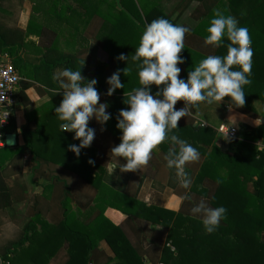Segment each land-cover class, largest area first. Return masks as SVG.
<instances>
[{"label": "trees", "instance_id": "obj_1", "mask_svg": "<svg viewBox=\"0 0 264 264\" xmlns=\"http://www.w3.org/2000/svg\"><path fill=\"white\" fill-rule=\"evenodd\" d=\"M170 1L173 0H29L30 16L25 28H22L18 20L24 9V0H0V53L10 56L21 77L18 99L27 103L24 90L31 82L24 78L56 89L57 86L47 81L52 80L56 65L64 62L66 69L77 71V63L85 62L81 55L86 54L88 45L83 52L67 50L59 53L60 60L49 59V52L58 51L53 50L57 46L58 30L49 25L50 20L52 23H65L62 29L70 24L78 29L81 23L85 27L84 36L86 28L95 30L92 24L96 22L97 28L87 43L95 45L108 60L95 61L94 74L86 80L96 79L95 88L99 92H106V75L110 67L113 72L125 67L132 69L127 77L121 72L120 81L124 88L116 89L108 104L107 112L111 114L108 122L116 124L119 110L128 107L124 103L128 99L127 93L140 86L131 57L140 43L145 26L154 19L164 18L190 29L185 35V48L180 53L185 62L177 65L182 70L179 78L186 80L188 72L200 60L208 55L226 54V47L213 49L203 43L213 10L219 8L225 15L235 17L239 26L249 29L254 51L252 82L243 86L245 105L235 107L227 97L224 102L236 110L252 116L260 115L264 119V0H175L168 10ZM75 23L77 26H74ZM31 34L38 37L36 46L45 48L43 58L37 65L25 62L19 54L21 49L27 48V37ZM227 43L225 38V45ZM120 54L128 56L127 61L117 60ZM234 70L239 69L234 66ZM49 94V102L34 111L25 112L26 122L20 128L22 146H7L3 137L4 143L0 146V211L12 207L11 192L5 181L10 175L7 171L9 162L26 149L37 167L44 164L62 168L60 174L50 168L42 171L49 181L45 187L57 186L58 195L64 197L61 203L62 218L51 224L43 221V228L32 231L30 235L33 223L28 222L23 227L19 242L5 256L28 252L26 242L34 245V240L44 239L50 246L46 259L66 243V257L61 264H144L138 246L131 242L122 224L110 217L109 210L112 209L129 220L134 214L167 228L160 258L162 264H264V149L258 146V142L264 143V120L256 127L241 126L237 137L229 140L230 149L227 151L220 148L215 140L216 131L210 127H193L191 130L179 128L200 144L211 143L209 151L202 149V146L194 147L202 149L204 159L193 183L211 180L215 186L208 203L211 207H225L227 213L216 231L208 234L200 218L181 210L173 212L142 204L141 210L134 212L135 201L129 195L108 188L103 183V171L93 159L91 146L81 149L79 156L68 150L70 144L78 145L79 140L73 139L74 132L60 130L62 121L55 114V108L59 106L58 97L62 99V94ZM257 103L260 105L259 114L255 106ZM14 109L15 106L10 111V124L5 131L14 126ZM169 145L166 140L161 148ZM89 160L94 163H88ZM76 177L93 188L95 195L90 201L77 203L73 208L70 201L74 194L70 185ZM217 180L222 182L217 184ZM38 222L42 223V220ZM101 240L107 242L113 256L106 255L98 248ZM41 254V251H34L35 257Z\"/></svg>", "mask_w": 264, "mask_h": 264}, {"label": "crops", "instance_id": "obj_2", "mask_svg": "<svg viewBox=\"0 0 264 264\" xmlns=\"http://www.w3.org/2000/svg\"><path fill=\"white\" fill-rule=\"evenodd\" d=\"M30 10L31 4H28L27 7H24L22 10L18 20V25L20 27L25 28L28 17L30 16ZM50 21L49 25L58 30V37L56 40L57 46L53 49H58V51L49 52V59L56 61V59L59 58L60 60V52L67 50L80 52L86 50L84 48L88 45L89 48L86 50V54L81 55L85 59V62L80 61L77 63L76 70H80L81 75L85 78L92 77L94 74L95 61L100 59L104 61L108 60L107 56L100 53L95 45H89V42L87 43L89 39H92V33L96 30L98 24L96 22L95 24L93 23L94 25L92 24L95 30L91 27L86 28L84 36L83 30L85 27L83 28L81 23L78 24V29H74L71 24L68 28L62 29L65 23H52ZM74 26H77V24L75 23ZM37 40L38 37L35 34L29 35L27 37V42L29 43L27 48L19 51L23 60L30 65L39 64L40 60L43 58L42 52L45 48L41 46L37 47ZM6 59L10 60V56L7 53H0V64ZM56 67L54 73L66 69L64 62L56 65ZM110 68L107 70V78L113 74L112 67ZM24 79L31 82L30 86L24 90L27 103H22L17 96L18 101L14 109V126L9 131H5V134L8 132H14L16 134L15 145L17 146L23 145L20 128L26 122L25 112L34 111L41 105L49 102L51 97L49 92L56 94V90H59L58 83L53 81V79L47 81L54 87L57 86L56 89L52 88V86H50L51 88H47L28 78ZM19 87L18 85L17 92ZM106 87L108 89V84H106ZM150 87L152 94L158 91L156 86L153 85ZM106 92H99V103L109 104L113 94L107 96ZM59 94L62 93H57V95ZM60 102L61 99L58 97L57 105H59ZM183 106L184 102L178 101L175 108L179 109ZM255 106L259 114L260 105L257 103ZM259 116H252L236 110L229 103H225L224 101L221 103L216 102L211 105L200 103L198 107L192 110L191 116L182 117L178 121V128L173 130V134L186 140L193 147L202 146V149L209 151L211 143L209 145L200 144L191 139L185 131H181L179 128L191 130L193 127H202V123H205L204 127H210L213 130H215L219 123L231 124L238 126V128L243 125L256 127L264 120ZM110 123L111 122L107 121L105 124L101 125L95 118L89 122L88 126L95 129L96 133L95 139L91 143L93 159L103 171V183L108 188L129 195L130 198L135 201L134 204L136 207L135 210H133L134 212L138 213L141 210L140 206L144 204L146 206L158 207L173 212L181 210L192 216L189 209L193 203L198 202L201 198L208 201V197L212 193L215 184L209 179H205L195 185L193 183L204 159V153L201 152L202 149H198L200 154L199 161L189 163L185 168V171L192 180L189 189L181 187L180 179L177 177L175 169H168L166 167L164 156L171 145L163 148H161V145L158 146V148L153 151L151 160L147 166H142L135 172H122L121 164L126 163V161L110 153L111 148L120 143L119 137L121 132L116 128V124ZM215 140L218 141L220 148L224 140L229 142V140L221 137L217 133L215 135ZM228 149H230V144L228 148L223 151H227ZM19 153L20 154L12 162H9L7 171L10 175L5 179L11 192L12 207L8 210L0 211V264H61L65 259L64 257H66V243L58 248L56 254L46 259L50 246L44 239L41 241L34 240V245H29L28 242H26L28 252L22 251L19 255L13 256V254H8V256H5V253L9 252L23 236V227L25 224L30 221L33 223L32 228L29 230L30 235L32 231H40L41 228H43V221H47L51 224L57 223L62 218L61 203L63 204L64 197L58 195L57 192L59 188L57 186L45 187L49 181L48 176L42 172L50 168L53 171H58L60 174L62 168L60 166L54 167L44 164L41 165L42 167H37L28 150L23 149ZM70 187L74 194L72 201H70V206L73 208H76L77 203L81 204L90 201L95 195L94 189L88 187L81 178H74ZM186 192L193 197L192 202L180 201L179 198ZM109 212L110 217L114 221L122 224L131 242L138 246L144 258V264H159L167 228L138 215L132 214V218L129 220L125 215L112 209H110ZM159 214H161V211H159ZM39 220H42V223L38 222ZM98 248L104 251L108 256L114 255L112 249L105 240L98 242ZM34 251H41V256L35 257Z\"/></svg>", "mask_w": 264, "mask_h": 264}, {"label": "clouds", "instance_id": "obj_3", "mask_svg": "<svg viewBox=\"0 0 264 264\" xmlns=\"http://www.w3.org/2000/svg\"><path fill=\"white\" fill-rule=\"evenodd\" d=\"M189 32V28L164 18L154 19L145 26L131 57L140 86L127 93L128 99L124 103L128 107L118 112L116 128L121 132L120 143L110 150L113 156L126 161L121 164L122 172H135L147 166L153 151L167 140L171 147L164 156L166 167L175 169L184 189H189L192 184L185 168L189 163L199 161L200 154L186 140L173 134V130L178 128V121L191 116L192 108L201 102L211 105L221 103L227 97L230 104L243 107L246 103L243 86L252 82L254 55L249 29L239 26L235 17L225 15L217 8L213 10L203 43L213 49L226 47V54L208 55L188 72L186 80L181 79L182 70L177 65L185 62L180 53ZM116 59L127 61L128 56L120 54ZM234 66L239 70H234ZM131 71L125 67L113 72L106 80L109 86L106 95L123 89L121 72L127 77ZM52 79L59 86L56 94L62 93L61 102L55 108V114L62 121L60 130L74 132L73 139L79 140V144H70L68 150L79 156L81 149L90 147L95 139V129L88 126L89 122L95 118L103 125L111 118L107 112L108 104L99 103L100 94L95 88L97 80H86L80 70L57 71ZM153 85L158 88L155 94L151 92ZM178 101H183L184 106L176 109ZM88 163L94 162L89 160ZM221 182L216 181L217 184ZM179 199L192 202L193 197L186 192ZM189 211L194 218L201 219L208 234L216 231L227 213L225 207H211L204 198L193 203Z\"/></svg>", "mask_w": 264, "mask_h": 264}, {"label": "built area", "instance_id": "obj_4", "mask_svg": "<svg viewBox=\"0 0 264 264\" xmlns=\"http://www.w3.org/2000/svg\"><path fill=\"white\" fill-rule=\"evenodd\" d=\"M20 79L18 71L9 59L0 64V146L4 143L5 129L10 124V111L18 101L16 92ZM215 131L221 137L232 140L237 137L239 128L231 124L219 123ZM258 146L264 149V143L258 142Z\"/></svg>", "mask_w": 264, "mask_h": 264}, {"label": "water", "instance_id": "obj_5", "mask_svg": "<svg viewBox=\"0 0 264 264\" xmlns=\"http://www.w3.org/2000/svg\"><path fill=\"white\" fill-rule=\"evenodd\" d=\"M5 144L7 146H14L16 144V134L14 132H8L4 136ZM229 146V142L224 140L221 143V149L226 150Z\"/></svg>", "mask_w": 264, "mask_h": 264}, {"label": "rangeland", "instance_id": "obj_6", "mask_svg": "<svg viewBox=\"0 0 264 264\" xmlns=\"http://www.w3.org/2000/svg\"><path fill=\"white\" fill-rule=\"evenodd\" d=\"M28 1H29V0H24V2H23V3H25V4H24V7H27V5L30 4ZM175 2H176L175 0L170 1V2L168 3L167 9L170 10V9L173 7V5L175 4ZM204 124H205V123H204ZM159 264H162V263L160 262Z\"/></svg>", "mask_w": 264, "mask_h": 264}]
</instances>
